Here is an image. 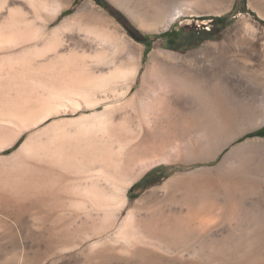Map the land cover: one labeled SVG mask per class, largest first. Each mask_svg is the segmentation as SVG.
Instances as JSON below:
<instances>
[{
	"label": "rangeland",
	"instance_id": "obj_1",
	"mask_svg": "<svg viewBox=\"0 0 264 264\" xmlns=\"http://www.w3.org/2000/svg\"><path fill=\"white\" fill-rule=\"evenodd\" d=\"M9 1L6 0V4H9ZM14 1L17 6L27 5L24 0ZM86 1L88 0H74L61 18H54L49 28L38 31L24 29L21 25V28L19 25L17 28L14 21L24 19V13L12 14L0 10V150L5 145L4 151H0V264H88V258L93 259L92 256L98 249L97 244L93 247L88 242V234L101 221L96 219V216L91 218L93 221L83 218L85 225L82 226L80 221L75 219L71 165L77 151H87L85 142H82L84 136L78 134L81 123L87 119L91 120L104 110L105 105H117L109 99L97 108L91 107L93 97L105 98L100 88H97L104 80L93 72H106L109 68L107 64H99L97 67L90 57L82 56L80 49L70 41L77 34L76 29L69 28L65 33L60 30L62 22L69 20ZM90 1L96 3L111 19L125 24L132 33L133 40L144 46L142 68L140 67L131 86L130 96L140 89L141 78L153 48L165 54L160 56L165 63L162 71L145 80L147 86L140 94V106L143 109L147 106H157L156 99L162 94L160 88L171 82L172 77L180 75L176 73L179 71L171 69L173 64L181 68H195L215 67L217 63L216 80L219 84L216 89L226 86L231 89V85L239 79L241 67L255 69L264 74V0H201L197 4L186 2L183 14L162 33L138 31L108 0ZM90 15V18L94 17L93 14ZM219 18L224 20L221 23L216 22ZM61 32L67 41L63 45L59 42ZM80 36L84 38L82 32ZM167 53L175 57L171 58ZM81 62L84 72L80 77L84 82V90L88 93L86 95L89 96L85 93L82 97L78 96L81 103L79 108L73 99L78 98L74 93L77 92L76 84L79 80L76 79L79 77L78 63ZM185 82L187 92L194 98L201 99L196 102L201 107L215 108L214 110H219L222 116L230 111L234 115L242 112V107L224 103L216 105L209 99L206 100L207 95L214 89L212 82L195 83L188 79H185ZM111 94L106 93L108 97ZM147 99H151V102ZM202 122L201 118L194 121L196 124ZM118 128L110 126L108 132H104L102 128L91 130L94 131L91 135H95L97 141L95 145L101 147L100 152H103V144L116 134L114 132H117ZM100 129L101 132H98ZM260 130H264V125L254 127L252 131L226 147L223 155L247 141L258 140L257 142L264 143V132L258 133ZM248 149L236 152L238 161L241 162L228 172L236 179L235 190L228 195L222 189L219 192L220 197L227 198L232 206L228 214V219L234 225L228 238L229 245L232 244H227L228 251H224L225 243H220L219 238H213L211 242L214 243L211 245L214 250L212 252L228 264H240L238 256L241 253H238V249L241 244H245V239L250 243V238L253 239L254 245L251 251L253 264H264V202L259 195L264 190L261 178L264 174V161L257 158L253 147ZM221 158L211 165H215ZM190 167L179 168L165 164L155 167L130 189L129 194L132 198H138L154 189H159L161 194V187L172 175L194 170L201 165L194 164ZM245 185L248 188L242 189ZM146 210L155 213L159 209L157 205L150 204L142 211L143 215ZM161 220L160 224L163 226L160 228L164 231H161L158 237L165 243L169 241L167 244L172 245V253L153 251L150 247L142 245L144 251H138L136 258L132 260H117L119 256L115 255L116 252H110L112 256L105 253V258L101 255L96 262L92 260V264H193L188 261L189 252L199 253L210 246V243H206L203 236L201 237L202 232H198V222L203 221L201 216H194L190 220L182 219L181 222ZM216 248H220V255ZM179 251L184 256L181 254L179 258ZM199 261L194 260V263L200 264Z\"/></svg>",
	"mask_w": 264,
	"mask_h": 264
},
{
	"label": "bare ground",
	"instance_id": "obj_2",
	"mask_svg": "<svg viewBox=\"0 0 264 264\" xmlns=\"http://www.w3.org/2000/svg\"><path fill=\"white\" fill-rule=\"evenodd\" d=\"M0 1H2L0 10L12 14L24 13L26 16L22 20L14 21L17 28L21 25L24 29L38 31V29L49 28L54 18H61L74 0H24L27 5L21 6H17L14 0H10L9 4H6V0ZM108 1L123 13L133 27L144 33L166 31L175 23L179 15L183 14L186 2L192 1L196 4L201 2V0ZM90 13L94 15L93 18H90ZM14 23L12 22V25ZM69 28L77 31L70 41L74 42L77 49H80L82 56L90 57L97 67L99 64L102 66L107 64L109 68L106 72L94 71L95 67L93 68V73H97L102 81L104 80L97 88H100L105 98L93 97L91 107L97 108L109 99L117 105L115 107L105 105L104 110L93 116L91 120L87 119L81 123L78 134L84 136L85 139L82 142L86 143L84 145H86L85 150L87 151L81 150L82 146L79 147L81 152L77 151L72 165L70 163L73 174L75 219L80 221L82 226L85 225V220H92L91 218L94 216L101 221L98 226L93 227L90 233L88 232V242L93 247L95 244L98 245V249L92 256L93 259L88 258V264L96 262L105 253L111 255L110 252H116L115 255L119 256L117 260H132L136 258L138 251H144L141 248L142 245L150 247L153 251L172 253V245L167 244L169 241L165 243L158 237L161 231H164L160 228L163 226L160 224V220L181 222L182 219L190 220L194 216L203 218V221L198 222V232H202L201 237L203 236L210 246L199 253L188 251L190 253H187L189 254L188 261L193 264H195L194 260H200V264H228L212 252L214 250L211 245L214 243L211 242L213 238H219L220 243H225L224 251H226L227 244L229 245V234L234 226L233 222L228 219L232 208L230 201L220 197L219 192L222 189L228 195L237 187L236 179H233L228 173L238 162H241V160L238 161L236 152L253 147L257 158L264 161V143L257 142L258 140L256 142L247 141L235 146L225 155L223 152L226 147L252 131L254 127L264 125V74L255 69L241 67L239 79L231 85V89L227 86L216 89L219 84L216 80L217 63L215 67L195 68H181L179 65L173 64L171 69L179 71L176 73L182 76L172 77L171 82L166 83L164 88H160L162 94L156 99L157 106L154 108L147 106L143 109L140 106V94L147 86L145 80L162 71L165 63L160 59V56L165 54L159 49L153 48L149 54L150 61L141 78L140 89L130 96L131 86L140 67L142 68L144 46L138 45L133 40V35L127 26L111 19L108 14L96 6V3L88 0L60 26L62 32ZM62 32L59 42L63 45L67 41ZM81 32L84 38L80 36ZM167 55L171 58L175 57L170 53ZM82 56L79 58L81 59ZM78 64L79 77L76 79L79 78V80L76 84L77 92L74 94L77 97H82L84 93L85 95L87 93L80 77L83 75L84 65L82 66V62ZM104 77L107 78L104 79ZM185 79L193 80L195 83L212 82L214 89L207 95L208 97L206 96V100L209 99L216 105L224 103L228 106H239L242 107V112L234 115L230 111L222 116L219 110H214L215 108H207V110L201 107L196 103L201 99L194 98L189 94L190 92H187ZM90 92L92 93V91ZM107 92L110 94L112 92L110 97L106 95ZM79 97L73 101L80 108ZM149 100L148 102H151V99ZM88 101L90 102V100ZM128 107L130 109L127 110ZM21 114L23 115V112ZM199 118L203 122L201 124L194 123ZM232 119L237 120L234 122ZM110 126L119 128L117 132H114L116 134L109 137L103 144V152H100L99 148L101 147L95 145L97 141H95V135H91V132H94L91 130L102 128L104 132H108ZM98 132H101V129ZM99 137L101 136L99 135ZM4 148L5 145L1 150ZM219 157H222L221 160L215 165H211ZM162 164L171 167L179 166V168L181 166L188 168V166L199 164L201 167L172 175L161 187V194H159V189H154L138 198H132L129 194L130 189L137 185L148 171ZM261 178L264 182V174L261 175ZM244 188L248 187L245 185L242 189ZM263 191L259 195L264 202ZM163 202L164 204H162ZM150 204L157 205L159 210L155 213L146 210L143 215L142 211L147 209ZM83 218H85L84 221ZM244 233L248 234V232ZM252 240L250 238L249 243V240L245 239V244H241L238 249V253H241L238 256L240 264H253L251 251H253L254 245H252ZM90 244L89 246H91ZM234 245H236L235 242ZM217 250L220 255V248ZM181 254L182 252L177 256L179 257ZM92 260L94 261L92 262Z\"/></svg>",
	"mask_w": 264,
	"mask_h": 264
},
{
	"label": "trees",
	"instance_id": "obj_3",
	"mask_svg": "<svg viewBox=\"0 0 264 264\" xmlns=\"http://www.w3.org/2000/svg\"><path fill=\"white\" fill-rule=\"evenodd\" d=\"M224 19L223 18H219V19H216V22H222ZM264 130H260L258 133H263Z\"/></svg>",
	"mask_w": 264,
	"mask_h": 264
}]
</instances>
